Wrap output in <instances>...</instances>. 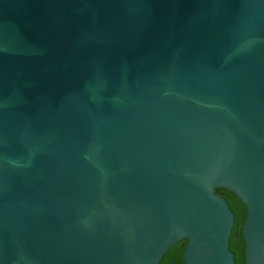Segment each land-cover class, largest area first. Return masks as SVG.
<instances>
[{"label":"water","instance_id":"95a60500","mask_svg":"<svg viewBox=\"0 0 264 264\" xmlns=\"http://www.w3.org/2000/svg\"><path fill=\"white\" fill-rule=\"evenodd\" d=\"M264 264V0H0V264Z\"/></svg>","mask_w":264,"mask_h":264},{"label":"trees","instance_id":"16d2710c","mask_svg":"<svg viewBox=\"0 0 264 264\" xmlns=\"http://www.w3.org/2000/svg\"><path fill=\"white\" fill-rule=\"evenodd\" d=\"M215 193L224 196L229 201V204L235 213V225L232 230L230 248L235 252L236 262L238 264H246V242L243 237L242 227L246 217L247 207L236 193L229 188L217 187ZM187 241L188 240H183L174 244L160 264H184L182 252H184ZM172 254L175 255L174 260L171 259Z\"/></svg>","mask_w":264,"mask_h":264},{"label":"flooded vegetation","instance_id":"af4514ba","mask_svg":"<svg viewBox=\"0 0 264 264\" xmlns=\"http://www.w3.org/2000/svg\"><path fill=\"white\" fill-rule=\"evenodd\" d=\"M233 228H234V227H233ZM239 234H240V233H239ZM243 237H244V236H243ZM183 240H187V239H181L179 242H181V241H183ZM231 240H232V233H231L230 241H231ZM176 243H178V242H176ZM176 243H175V244H176ZM173 245H174V244H173ZM173 245H172V246H173ZM172 246H170V247L165 251V253L163 254V256H162V258H161V261L165 258V255L169 252V249H170ZM183 253H184V252H182V255H183ZM171 259H173V260L175 259V255H174V254L171 255ZM161 261H160V262H161ZM160 262H159V264H160ZM183 263H184V259H183ZM184 264H185V263H184Z\"/></svg>","mask_w":264,"mask_h":264}]
</instances>
